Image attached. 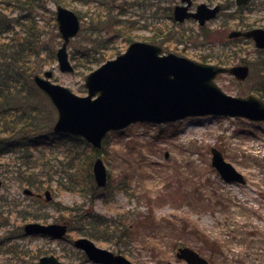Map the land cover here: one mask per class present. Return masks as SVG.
Instances as JSON below:
<instances>
[{"label":"rangeland","instance_id":"1","mask_svg":"<svg viewBox=\"0 0 264 264\" xmlns=\"http://www.w3.org/2000/svg\"><path fill=\"white\" fill-rule=\"evenodd\" d=\"M2 1L0 16L11 23V29L0 36L2 51L7 52L23 41L24 27L15 19L28 13L11 11ZM55 1L44 0L47 10L37 9L30 15L40 26L42 44L54 53L62 42ZM201 2L222 6L218 16L204 24L193 17L173 19L175 5L185 4L182 0H66L62 4L82 19V29L68 48L75 70L61 71L56 56L53 59L44 50L37 72L53 68V81L84 96L88 92L85 77L101 62L124 52L133 40L152 41L164 54L172 52L209 64H248L247 78L223 72L216 83L231 95L262 94L264 50L252 40L230 33L264 26V0H250L244 7L237 6L235 0L196 3ZM109 10L108 26L106 20L88 15L95 11L106 19ZM88 55L100 59L95 64L97 58H90L91 69L86 67ZM10 56V51L1 52V77H10L14 71L2 66L11 61ZM4 78V87L12 84ZM27 89L30 113L36 111V105L45 104L44 120H40L52 126L58 116L56 108L34 82ZM46 130L44 126L37 128L39 132ZM33 143L29 148L0 149V264H40L38 259L44 254L58 256L63 264H89L72 243L83 235L115 252L122 251L135 264H188L176 257L180 246L195 248L212 264H264V120L191 116L158 124L131 122L109 132L101 150L82 138L53 132L42 134ZM212 148L222 151L246 182L226 181L212 165ZM98 156L104 159L110 177L102 189L94 180L91 183L85 171ZM25 187L41 192L51 189L53 198L49 203L42 197L29 198ZM91 213L112 219L92 222L87 216ZM121 213L131 230L128 238L116 239L115 226L106 223L122 219L118 217ZM29 220L68 221L70 228L66 238L59 240L22 237L23 225ZM5 221L9 223L1 226ZM88 229L94 236L86 234ZM17 250L26 253L15 256Z\"/></svg>","mask_w":264,"mask_h":264},{"label":"water","instance_id":"2","mask_svg":"<svg viewBox=\"0 0 264 264\" xmlns=\"http://www.w3.org/2000/svg\"><path fill=\"white\" fill-rule=\"evenodd\" d=\"M246 1L237 0L238 3ZM56 8L58 28L63 39L57 50L59 68L62 71H73L68 45L81 28L80 18L74 10L60 3L56 4ZM187 8L188 6H176V19L194 16L204 23L218 11V7L208 9L204 4L200 5L197 13H189ZM233 34L253 37L258 47L264 46L262 28ZM161 52L162 48L156 44L140 41L132 43L127 51L109 59L87 75L86 96L78 95L69 87L53 82V69L45 71L44 75L35 74L34 81L58 110L54 130L84 136L100 147L110 129L122 128L138 120L160 123L189 115L206 114L239 115L264 120V102L261 99L255 95H228L214 81L218 73L228 70L243 78L248 74V66L228 69L172 52L161 55ZM212 153V164L226 180L245 182L243 174L226 161L217 148H213ZM94 175L99 185L106 184L107 170L101 158L94 163ZM26 192L32 191L26 189ZM46 199H51L49 190L46 191ZM25 229L27 233L42 232L61 237L67 231V224L44 225L30 222ZM75 244L84 247L92 257L98 250L106 251L97 248L91 240L84 237L77 239ZM178 256L191 264H209L189 247L180 248ZM117 258L120 261H116V264H132L121 255ZM50 260L51 258H42L45 264H49Z\"/></svg>","mask_w":264,"mask_h":264},{"label":"trees","instance_id":"3","mask_svg":"<svg viewBox=\"0 0 264 264\" xmlns=\"http://www.w3.org/2000/svg\"><path fill=\"white\" fill-rule=\"evenodd\" d=\"M60 3H64L66 0H56ZM2 3L7 4L9 10H19L22 12H27L28 14L21 15V17H17V24L19 26L24 27V33L22 35L23 41L20 42L18 45L20 46L19 49H15L18 45H13L11 52V61L5 62L2 66L6 67L9 66L14 71L11 72L10 77H0L1 79L4 78L6 81L7 79L11 80V83L4 87V83L0 79V147H19V148H29L31 147L30 144L35 145L34 140H37L42 137V134H47L51 132L50 124L47 125L46 123H42L44 118L42 117V111L46 108V105H36V111L34 113H30L27 105L31 107L32 103L29 99V96L26 95L27 86L29 83L33 82V75L38 70L41 69V65L38 63L39 58L42 55V51H47L51 54V58H55L54 49H50L51 47H46V43L42 44L40 37L42 35L41 30H39L40 26L36 23V17H32L31 12L35 10H47L46 4L44 0H3ZM6 8V7H4ZM107 10V9H106ZM109 18L104 19L101 17V13H96L95 11L88 14L91 19H103L106 20L107 26L111 23V11ZM88 15H84L88 16ZM24 19V20H23ZM22 21V23H19ZM11 23H7L5 17L0 16V36L1 33L9 31L11 27H9ZM118 25H121L119 20ZM9 27V28H8ZM8 29V30H6ZM120 32V31H118ZM119 33H116L114 36H117ZM14 37V35L12 36ZM109 37V36H108ZM110 39L113 37H109ZM3 44H0V56L2 53H8L2 51ZM117 50L116 52H118ZM6 55H4L5 59ZM8 57V55H7ZM46 58V57H44ZM85 58L87 62L86 67L91 69V63L93 59L90 58H97L92 57L91 55L86 56ZM49 60V58H47ZM100 59L95 60V64L99 63ZM46 63V62H45ZM220 63H223L221 61ZM47 64V63H46ZM45 64V65H46ZM1 65V64H0ZM32 81V82H31ZM262 98H264V92L260 94ZM28 109V110H27ZM42 121H41V120ZM47 128L45 132L37 131V128H43V126ZM31 130V133L28 132ZM2 133L9 134V139H5L2 137ZM35 133L34 135H30ZM107 140V139H106ZM105 140V142H106ZM107 144V143H105ZM97 155V154H96ZM95 156L93 155L92 158ZM86 173L89 174L87 177L91 183H93V176H92V163L85 169ZM113 225L115 226L114 231L115 234L118 236H126L130 235V224H125L123 220L121 222H114ZM112 225V226H113ZM86 234L94 235L88 229ZM89 232V233H88Z\"/></svg>","mask_w":264,"mask_h":264},{"label":"flooded vegetation","instance_id":"4","mask_svg":"<svg viewBox=\"0 0 264 264\" xmlns=\"http://www.w3.org/2000/svg\"><path fill=\"white\" fill-rule=\"evenodd\" d=\"M187 2H189V9L191 10V11H195V10H198L199 9V3H196L197 2V0H187ZM202 3V2H201ZM206 3V2H205ZM216 5H218V6H221V4L219 3V4H217V3H215V4H213V5H210V6H216ZM221 8H222V6H221ZM254 27H264V26H254ZM254 27H252V28H254ZM239 29H241V28H239ZM22 237H28V236H22ZM80 251H82L83 252V254L85 255V256H83V258H84V261L86 262V263H89V264H105V263H103V262H97V261H92V260H89V258H88V256L86 255V253L83 251V250H80ZM58 257V256H57ZM58 259H60V258H58ZM34 264H36V263H34ZM60 264H63V262H62V260L60 259Z\"/></svg>","mask_w":264,"mask_h":264}]
</instances>
